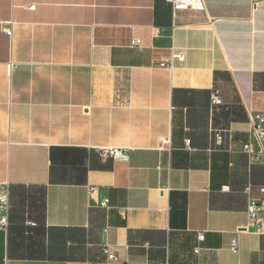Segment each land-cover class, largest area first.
Instances as JSON below:
<instances>
[{"label":"crops","instance_id":"crops-1","mask_svg":"<svg viewBox=\"0 0 264 264\" xmlns=\"http://www.w3.org/2000/svg\"><path fill=\"white\" fill-rule=\"evenodd\" d=\"M201 2L0 0V264H264V0Z\"/></svg>","mask_w":264,"mask_h":264},{"label":"built area","instance_id":"built-area-1","mask_svg":"<svg viewBox=\"0 0 264 264\" xmlns=\"http://www.w3.org/2000/svg\"><path fill=\"white\" fill-rule=\"evenodd\" d=\"M170 4L172 12L176 11H187V10H202V2L201 0H165ZM10 34V32H8ZM173 59L182 60V54L172 53L171 59L168 62V68L172 69ZM213 102H218V98L216 95L213 96ZM252 124V132L255 138L258 141H264V113H254L251 117ZM163 144H166V141H163ZM188 144V143H187ZM101 158L104 159H112L115 162H125L128 157L127 149L117 148V147H101L97 149ZM243 151L250 155L253 154V150L250 145L246 144L243 146ZM223 191H226L227 188L223 187ZM249 191V187L246 189ZM8 211H9V192L8 185L1 184L0 185V230H5L8 225ZM262 211V204L255 200H251L248 203L247 207V215H248V224L242 230H250L254 233L264 237V218L260 216ZM238 231V232H239ZM198 240L202 241L203 236L198 235ZM232 251L236 252L238 249V244L236 242L233 243L231 247ZM200 248L196 247L195 253H199ZM105 254L107 259L110 261H115L116 256L110 249H105Z\"/></svg>","mask_w":264,"mask_h":264}]
</instances>
